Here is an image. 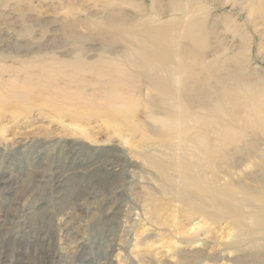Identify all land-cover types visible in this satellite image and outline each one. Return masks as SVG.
I'll return each mask as SVG.
<instances>
[{
    "label": "rangeland",
    "instance_id": "1",
    "mask_svg": "<svg viewBox=\"0 0 264 264\" xmlns=\"http://www.w3.org/2000/svg\"><path fill=\"white\" fill-rule=\"evenodd\" d=\"M149 1L136 0L143 3V16H150ZM161 1H165L161 15L157 18L151 15L155 20L183 18L186 16L184 8L196 4V0ZM125 4V0H0V264H149L147 259H152L155 264L164 261L173 264L176 255L172 250L163 249L161 253L153 251L147 255L141 253L142 247H132L134 235L157 241V235L170 238L188 233L208 238L213 235L226 242L238 232L232 219L248 217L254 212L264 214V197L260 204L251 198V193L259 194L264 189V128L261 125L264 123V100L263 110L257 117L259 121L253 120L251 127L243 114L238 115L239 121L230 116L225 118V115L212 114L215 112L213 105L222 92H218L219 85L215 82H207L205 72H198L206 68V71H212V75L214 72L230 74L243 81H251L255 79L252 74L256 69L264 76V0L203 1L206 8L201 11L204 20L201 39L197 37L190 42L178 35L174 46L180 56L194 59L195 72L200 75L192 89L195 92L190 90L189 95L188 90L183 92L172 86L165 68L156 67L154 70L157 71H154L152 67V73L149 72L138 56L140 53H136L135 48L136 52L132 50L136 46L134 41L130 42L119 31L116 33L113 26L102 28L96 25L95 21L102 19L113 25L125 19L127 22L135 12ZM233 20L237 21L236 27L229 24ZM124 46L127 54H123L126 52ZM239 48H244L243 55H246L243 56V70L236 68L232 60ZM102 51L112 53L115 58L123 54L121 62L127 64L115 62L106 67L102 62H106L108 55L101 56ZM126 55L129 59H125ZM85 60L91 63L93 72L76 69ZM129 63L131 71L124 67ZM68 70L73 71L74 83L64 75ZM147 76L166 88L155 89L145 81ZM38 77H42L41 86L34 84ZM67 79L71 82V91L60 92L58 89ZM118 89L123 92H114ZM111 92L127 96L124 98L139 104L125 116L113 117L105 103L106 95L114 94ZM193 96L194 101H191ZM55 99L60 101L54 103ZM220 105L218 108L224 109V105ZM77 106L87 109L80 110L82 116L75 115L73 110ZM177 107L189 113L194 111L209 125L228 126L232 136H226V139L212 135L210 129L191 120L185 128L161 129L157 122L148 118L150 112L157 110L174 115L179 110ZM89 108H101L104 114L100 119L96 115V119ZM130 115L134 118H128ZM125 120L131 123L125 124ZM254 128L260 132H253ZM180 132L184 135H181L183 140L195 139L197 143L178 144L174 135ZM240 135L244 138H239ZM251 162H255L258 168H254ZM196 180L201 185L207 184L226 192L222 194L224 197L219 196L220 200L214 202L209 196L199 195L190 185ZM236 186L242 190L243 197ZM231 191L237 193L233 195ZM184 194L196 195L198 201H191ZM201 197L206 198L203 200L208 206ZM220 202L227 207H221ZM210 213L214 216L210 217ZM262 236L264 234L251 239ZM186 249L193 250L195 246ZM208 250L209 253L223 255L208 264H231L232 258L239 257L244 258L243 264H264V251L255 254L256 261H249L246 258L252 256L251 251L243 255L226 250L220 252L215 245Z\"/></svg>",
    "mask_w": 264,
    "mask_h": 264
},
{
    "label": "bare ground",
    "instance_id": "2",
    "mask_svg": "<svg viewBox=\"0 0 264 264\" xmlns=\"http://www.w3.org/2000/svg\"><path fill=\"white\" fill-rule=\"evenodd\" d=\"M119 0H117V2H118ZM122 1V0H121ZM169 1V0H168ZM203 1L204 0H196V4H195V6L193 7H185L184 8V10H185V12H186V16L185 17H179V19H175V18H168L167 20H161V19H159V20H155V19H153V17H151V15L152 16H154V17H156L157 18V16H159V15H161V9L165 6V1H161V0H150L149 1V4H147V5H149L148 7V11L150 10V16H143L142 14V12L144 11L143 9V3H139V2H136V0H125V2H126V6L128 7V6H130L131 7V9L133 10V12H135L134 13V16H132V17H129V19L127 20V22H124V21H119V23L117 24L116 22V25L114 24H109L108 23V21L105 23V21L102 19V21L100 20V22L99 21H95V23H96V25L97 26H99V27H114L117 31H116V33L119 31L120 33V35H122L123 37H125V38H128V40H130V42H131V40H132V42L134 41L135 43L134 44H136V46L135 47H133V49L132 50H134V48H135V50L137 51H135L134 50V52H136V53H140L138 56H140L142 59H143V61L145 62V64H146V66H147V68H148V70H149V72H151L152 70H151V68L153 67V70H154V68H158V67H163V69L164 70H166V72L163 70V69H161V71L162 72H165V74L167 73V76L169 77V79H170V81H171V84H172V86H174V87H179V89L178 90H183V92H185V90H188V91H186L187 92V94H188V92H190V90H192L193 88H195L196 86V82L198 81V76H200V75H198V72H205L206 73V75H207V82H215V84H217V85H219L218 86V92H222L221 93V95L220 96H218V98L216 99V101H215V104L213 103L214 101H211L214 105H213V110L215 111V112H213L212 114H215V115H223V117H224V115H225V118H227V116H230L231 118H234V120H236L237 119V117H238V115H241V114H243L244 116H246L247 117V119H248V123H249V126L250 125H253L254 123H253V120H255V119H257V117H259V115L261 114V112H262V101L264 100V76H262L261 75V73L260 72H258L256 69H255V71L253 72V77L255 78V79H252L251 81H243V80H241L240 79V77L238 78L237 76H229V75H222L221 73H213V75H212V71H210V72H208L209 70H207L206 71V68H201L202 69V71H198L197 72V74H196V72H195V66H196V62L194 61V59L191 57V58H189L188 56H184V55H182V56H180V52L178 51H175V49H174V46L176 45V42H177V36L178 35H181V36H183L184 38H185V40L187 39V40H189L190 42H193V40H195L197 37V39L199 40V39H201V31H202V28H203V22H204V20H203V18H201V11L204 9V4H203ZM170 2V1H169ZM112 3H114V2H112ZM167 3V2H166ZM168 4V3H167ZM174 4V3H173ZM119 5V4H118ZM146 5V6H147ZM168 6H170V4L168 5ZM167 6V7H168ZM173 6V5H172ZM120 8L122 7V6H119ZM129 7V8H130ZM115 8H116V6H115ZM117 8H118V6H117ZM119 8V9H120ZM123 8H125V6H123ZM171 8V7H170ZM206 8V7H205ZM207 8H209V7H207ZM125 9H128V8H125ZM130 9V10H131ZM171 9H173V8H171ZM166 10V9H165ZM167 10H169V8L167 9ZM183 10V11H184ZM188 10H190V13H189V11ZM206 10V9H205ZM120 11H121V9H120ZM119 11V12H120ZM123 11V10H122ZM147 11V12H148ZM172 11V10H171ZM177 10L175 9V12H176ZM179 11V10H178ZM169 12V11H168ZM175 12H173V13H175ZM181 12V11H180ZM185 12H183V13H185ZM113 13H115V12H113ZM132 13V12H131ZM182 13V14H183ZM206 13H207V10H206ZM118 14V13H117ZM124 14V13H123ZM176 14V13H175ZM115 15H116V13H115ZM127 15V14H126ZM126 15H125V17H126ZM207 15V14H206ZM123 16V15H122ZM180 16H182V15H180ZM113 17H114V15H113ZM115 17H117V16H115ZM119 17V16H118ZM207 17V16H206ZM205 16H204V18H206ZM165 18V17H164ZM117 19V18H116ZM115 19V20H116ZM119 19H121V18H119ZM108 20H109V18H108ZM111 20V19H110ZM109 20V21H110ZM122 20V19H121ZM111 21H113V20H111ZM110 21V22H111ZM117 21H118V19H117ZM229 22V21H228ZM237 21H235V20H233V21H230V25L232 26V27H236L237 26V23H236ZM94 25V24H93ZM239 25V24H238ZM92 26V25H91ZM244 27V26H243ZM94 29H96V28H94ZM98 30V29H97ZM99 30H101V29H99ZM104 29H102V31H103ZM105 31V30H104ZM100 32V31H99ZM108 32V31H107ZM206 32V31H205ZM242 32V31H241ZM115 33V32H114ZM113 34V33H112ZM202 34H204V33H202ZM242 34V33H241ZM183 37H181L182 38V40H183ZM119 38V37H118ZM121 38V37H120ZM119 38V39H120ZM242 38V37H241ZM245 38V37H244ZM197 40V41H198ZM249 40V39H248ZM120 41H122L123 43L125 42V41H123V40H120ZM119 41V42H120ZM246 42V41H245ZM194 43H196V42H194ZM179 44V43H178ZM126 45V44H125ZM193 45H196V44H193ZM201 45H203L202 43H201ZM247 45H249V44H247ZM251 45V44H250ZM184 46H186V45H184ZM192 46V45H191ZM178 47V46H177ZM181 47V46H180ZM250 47V46H249ZM132 48V47H131ZM186 48V47H185ZM193 48V47H192ZM194 48H196V47H194ZM102 49V48H101ZM100 49V50H101ZM198 49V48H197ZM242 49H244V48H242ZM242 49L241 48H239L238 50H237V52L234 54V56H233V59L232 60H234V63L236 64V68H238L239 70H243V61H244V57L243 56H246V55H243V51H242ZM105 50V49H104ZM108 50V49H107ZM124 50L126 51V48H125V46H124ZM194 50V49H193ZM201 50V49H200ZM200 50H199V53H201L200 52ZM249 50V49H248ZM100 52V51H99ZM127 52L128 51H126L125 53H123V54H127ZM190 52V51H189ZM203 52V51H202ZM114 53V52H113ZM135 53V54H136ZM191 53V52H190ZM245 53V52H244ZM250 53V52H249ZM102 54H107L108 56L106 57L107 58V60H106V62L104 63V62H102L103 63V65L105 64L106 65V67H109V66H112V65H114L115 64V62H121V60L124 58L123 56V54H121L120 56H118L117 58H115V56L112 54V53H110V52H108V51H102V53L100 54L101 56H104V55H102ZM130 54V53H129ZM182 54V53H181ZM96 56V55H95ZM111 56H114V57H111ZM127 56V55H126ZM129 56V55H128ZM128 56L125 58V59H129L128 58ZM130 56H132L131 54H130ZM250 56V55H249ZM249 56L247 57V59L249 58ZM98 57V56H97ZM133 57V56H132ZM185 57H187V58H185ZM88 59H90V58H88ZM132 59V58H131ZM196 59H197V57H196ZM195 59V60H196ZM201 59L203 60V57H201ZM91 60V59H90ZM202 60H200L201 62H202ZM245 60H246V57H245ZM92 61V60H91ZM248 61V60H247ZM246 61V63H248ZM101 62V61H100ZM124 61H122L121 63H123ZM198 62V61H197ZM203 62H205V61H203ZM264 62V61H263ZM96 64L98 63V61L97 62H95ZM125 63V62H124ZM227 63V62H226ZM229 63V62H228ZM232 63V62H231ZM127 63H125V65H126ZM198 64V63H197ZM202 64V63H201ZM224 64H225V62H224ZM230 64V63H229ZM251 64V63H250ZM91 63L90 62H87L86 60L85 61H82V64L81 65H79V67L78 68H76L78 71H84V72H87V71H89V70H91L92 72H93V70L91 69ZM138 65V64H137ZM203 65V64H202ZM249 65V64H248ZM99 66V65H98ZM121 66H123V65H121ZM131 65H130V63H129V66H124V67H130ZM227 66V65H226ZM230 66V65H229ZM250 66V65H249ZM137 67H139V69L141 68L139 65L137 66ZM136 67V68H137ZM203 67H204V65H203ZM221 67V66H220ZM224 67V66H223ZM248 67V66H247ZM113 68V67H112ZM131 68V67H130ZM130 68L128 69V70H130ZM198 68H199V66H198ZM228 68H230V67H227V69ZM245 68V67H244ZM115 69V68H114ZM122 69V68H121ZM142 69H143V65H142ZM159 69V68H158ZM204 69V70H203ZM223 69V68H222ZM224 69H225V67H224ZM223 69V70H224ZM226 69V70H227ZM250 69V68H249ZM261 69V68H260ZM74 70V69H73ZM86 70V71H85ZM144 70V69H143ZM69 71V70H68ZM99 71H101V70H99ZM120 71V70H119ZM119 71H118V73H119ZM131 71V70H130ZM154 71H157V70H154ZM154 71H153V73H154ZM221 71V70H220ZM253 71V70H252ZM229 72V71H228ZM235 72V71H234ZM88 73V72H87ZM102 73V72H101ZM115 73V72H114ZM113 73V74H114ZM117 73V72H116ZM152 73V72H151ZM82 74V73H81ZM137 74V73H136ZM150 74V73H149ZM203 74V73H202ZM234 74V73H233ZM64 75H66V77H67V75H68V77L71 79V82L72 83H74V81H72V80H74V78H73V71L71 70V71H69V72H65V74ZM129 75V74H128ZM151 75V74H150ZM154 75V74H153ZM205 75V74H204ZM125 76V75H124ZM123 77V76H122ZM122 77L120 78V79H122ZM82 78V77H81ZM80 78V79H81ZM79 79V78H78ZM124 79H126V78H124ZM169 79H168V84L170 83L169 82ZM205 79H206V77H205ZM33 81V80H32ZM77 81V80H76ZM78 81H80V80H78ZM86 81H88V80H86ZM137 81V80H136ZM135 81V82H136ZM145 81L148 83V84H150L151 86H153L155 89H157V90H160V89H162V88H166V87H164L163 86V84H159L157 81H155V79L154 78H151V76H147L146 77V79H145ZM163 81V80H162ZM161 81V82H162ZM34 82V81H33ZM43 80H42V77H38V79H37V81L36 82H34V84L35 85H37V86H41V85H43ZM71 82H68V79H67V82H65V84L63 83V87H60L58 90L60 91V92H67V91H71V89H69V85H70V83ZM121 82V81H120ZM165 83V82H164ZM199 83V82H198ZM117 84V83H116ZM121 84V86L122 85H125V83H120ZM128 84V83H127ZM167 84V83H166ZM34 85V86H35ZM45 85V84H44ZM170 85V84H169ZM168 85V86H169ZM58 86V85H57ZM83 86V85H82ZM120 86V85H119ZM130 86V85H129ZM81 87V86H80ZM42 88H44V87H42ZM75 88V87H74ZM72 89V90H74V92H72V93H74V95H75V89ZM148 88V87H147ZM170 88V87H169ZM168 88V89H169ZM181 88H183V89H181ZM150 89V88H149ZM167 89V90H168ZM207 89V88H206ZM39 90V89H38ZM126 90V89H125ZM194 90V89H193ZM192 90V92H195V91H193ZM39 91H41V92H44V91H42V90H39ZM77 91V90H76ZM92 91V90H91ZM128 91V90H127ZM155 91V90H154ZM165 91H166V89H165ZM198 91V90H197ZM114 92H123L121 89H118V90H114ZM114 92H111V95L114 93ZM214 92V91H213ZM35 93V92H34ZM70 93V92H69ZM109 93V92H108ZM127 93V92H126ZM126 93H124V94H126ZM131 93H133V92H131ZM36 94V93H35ZM38 94V93H37ZM40 94V93H39ZM57 94H59V93H57ZM91 94V93H90ZM89 94V95H90ZM122 94V93H121ZM127 94H130V92H128ZM159 94V93H158ZM160 94H162V93H160ZM186 94V95H187ZM192 94V93H191ZM44 95V94H43ZM72 95V94H71ZM77 95V94H76ZM82 95V94H81ZM81 95H80V97H81ZM107 95H110V94H107ZM106 95V97H105V103L109 106V109H110V111L112 112V116L114 115V116H116V118H118V116H125V114L126 113H130L131 112V110H132V108L134 109V107H137V105L139 104H137L136 102H132V101H129V100H127L126 98H124V97H127V96H124V97H122V95H120V93L119 94H116V93H114L112 96H107ZM132 96L134 95V94H131ZM164 95H165V93H164ZM189 95V94H188ZM188 95H187V97H188ZM82 96H84V95H82ZM162 96V95H161ZM169 96V95H168ZM178 96H180V95H178ZM183 96V95H182ZM191 96V95H190ZM52 97H54V95H52ZM94 97H95V95H94ZM98 97V96H97ZM134 97V96H133ZM41 98V97H40ZM50 98V97H49ZM55 98V97H54ZM83 98V97H82ZM159 98V97H158ZM193 98H194V96L193 97H191V101L193 100ZM43 99V98H42ZM76 99V98H75ZM84 100L85 99H88V97L87 98H83ZM90 99V98H89ZM94 99H96V97L94 98ZM99 99V98H98ZM180 99H182V98H180ZM188 99V98H187ZM56 100V99H55ZM80 100V99H79ZM157 100V99H156ZM189 100H190V98H189ZM32 101V100H31ZM35 101H37V100H35ZM35 101H34V103H35ZM59 102L60 100H56L54 103H56V102ZM81 101V100H80ZM83 101V100H82ZM96 101V100H95ZM136 101V100H135ZM182 101V100H181ZM184 101H185V96H184ZM190 101V102H191ZM194 101V100H193ZM43 102V101H42ZM42 102H40L42 105L44 104V103H42ZM65 102H67V101H65ZM86 102V101H85ZM97 102V101H96ZM31 103H33V102H31ZM81 103H84V102H81ZM89 103V102H88ZM98 103V102H97ZM96 103V104H97ZM147 103L149 104L150 103V100L149 99H147ZM188 104H189V102H187ZM194 103V102H193ZM36 104V103H35ZM41 104L39 105V103H38V105L39 106H41ZM45 104H46V102H45ZM59 104V103H58ZM68 104V103H67ZM106 104L104 105V106H106ZM191 105H192V102L190 103ZM223 106L224 105V109H222V107H221V105ZM91 105H93L92 103H91ZM194 105L195 104H193V107H194ZM219 105H220V107L221 108H218L219 107ZM44 106H46V105H44ZM49 106V105H48ZM99 106V105H98ZM107 106V107H108ZM158 106V105H157ZM209 106H211V104H209ZM229 107L228 109L226 108V107ZM42 107V106H41ZM71 107V106H70ZM99 107H101V105L99 106ZM193 107H191V108H193ZM197 107V106H196ZM202 107V106H201ZM207 107V106H206ZM205 107V108H206ZM64 108V107H63ZM146 108H148V107H146ZM149 108H151V107H149ZM178 108V107H177ZM195 108V107H194ZM204 108V107H203ZM60 109V108H59ZM92 109V108H91ZM141 109V108H140ZM179 110H178V112H176V114H174V115H168L166 112H163V111H159V110H157V111H152V112H150L149 113V116H148V118L149 119H151V120H153V121H155V122H157L158 123V125H159V127L162 129H168V130H173V129H175V128H185L187 125H188V123H189V120H191L193 123L195 122V123H197L198 125H202V126H205V127H207L208 129H210L211 130V134L213 135H215V136H220V137H225L226 139H227V137L229 138V135L231 134L230 132H231V129L228 127V126H212V125H209V124H207V122H205V120L203 119V118H200V117H198L196 114H194L193 112L192 113H189L188 111H183L181 108H178ZM196 109H198V108H196ZM70 110V109H69ZM80 110H82V109H80V107L79 106H77V107H75L74 108V113H75V115L76 114H80L81 112H80ZM83 110H85V109H83ZM82 110V111H83ZM87 110V109H86ZM85 110V111H86ZM89 110H90V108H89ZM88 110V111H89ZM144 110V109H143ZM206 111L207 110H209V108L208 109H205ZM212 110V109H211ZM90 111H93L94 113H92V114H95V117H96V115H97V117H98V115L100 116L99 117V119L101 118V114L103 113L102 111H101V108L99 109H97V108H94V109H92V110H90ZM204 111V110H203ZM264 111V110H263ZM59 112H61V111H58V113ZM133 112V111H132ZM196 112V111H195ZM198 112H200V111H198ZM47 113V112H46ZM46 113H45V115H46ZM65 113V112H64ZM63 113V114H64ZM202 113V112H201ZM211 113V112H210ZM209 113V114H210ZM48 114V113H47ZM51 114V113H50ZM49 114V115H50ZM60 114V113H59ZM62 114V113H61ZM86 114V113H85ZM84 114V115H85ZM89 114V112L87 113V115ZM104 114V113H103ZM137 114V113H136ZM206 114V113H205ZM263 114V113H262ZM67 115V114H66ZM65 115V116H66ZM70 115V114H69ZM81 116L83 115V114H80ZM134 115H135V113H134ZM199 115V114H198ZM264 115V114H263ZM52 116V115H51ZM54 116H59V115H54ZM93 116V115H92ZM107 116V115H106ZM109 116V115H108ZM113 116V117H114ZM144 116V115H143ZM206 116H209L208 114L206 115ZM49 117V116H48ZM83 117H85V116H83ZM97 117H96V119H97ZM130 117H132L131 115L128 117V118H130ZM210 117V116H209ZM212 117V116H211ZM214 117V116H213ZM216 117V116H215ZM245 117V118H246ZM51 118V117H50ZM55 118V117H54ZM59 118V117H58ZM67 118H68V116H67ZM70 118H71V116H70ZM76 118H77V116H76ZM75 118V119H76ZM79 118V117H78ZM78 118L76 119L77 121H78ZM87 118V117H86ZM106 118H109V117H106ZM105 118V119H106ZM125 118H127V117H125ZM132 118H134V116L132 117ZM131 118V119H132ZM144 118H145V116H144ZM261 118V117H260ZM264 118V117H263ZM56 119V118H55ZM63 119H66V117H64ZM80 119H82V118H80ZM92 119H93V117H92ZM91 119V120H92ZM95 119V118H94ZM98 119V120H99ZM102 119H104V118H102ZM110 119V118H109ZM121 119V118H120ZM146 119V118H145ZM144 119V120H145ZM206 119H208V118H206ZM211 120H212V118H210ZM59 120V119H58ZM60 120H61V118H60ZM72 119H70V121H71ZM121 120H124L123 118L121 119ZM215 120V119H214ZM221 120V119H220ZM229 120V119H228ZM262 120V119H261ZM264 120V119H263ZM66 121V120H65ZM73 121V120H72ZM76 121V122H77ZM102 121V120H101ZM104 121V120H103ZM106 121V120H105ZM134 121H136V120H134ZM150 121V120H149ZM222 121V120H221ZM230 121H232V120H230ZM236 121H239L238 119L236 120ZM257 121H259V119H257ZM68 122V121H67ZM75 122V121H74ZM75 122V123H76ZM97 122V121H96ZM128 122H130V121H128ZM128 122H126V120H125V124L126 123H128ZM144 122H147V121H144ZM216 122V121H215ZM242 122H244V120L242 121ZM256 122V121H255ZM61 123H63V122H61ZM66 123V122H65ZM71 123V122H70ZM73 123V122H72ZM78 123V122H77ZM81 123V122H80ZM123 123V122H122ZM131 123V122H130ZM209 123H210V121H209ZM225 123H227L228 124V122H225ZM240 123V122H239ZM238 123V124H239ZM246 123H247V121H246ZM259 123H261V122H259ZM133 124V123H132ZM140 124V123H139ZM227 124H225V125H227ZM256 124H258V123H255V125ZM72 125V124H71ZM73 125H75V124H73ZM80 125V124H79ZM78 125V126H79ZM261 125H263L262 127L264 128V123L263 124H261ZM108 126V125H107ZM111 126V125H110ZM127 126V125H126ZM134 126V125H133ZM248 126V125H247ZM127 127H130V126H127ZM149 127V126H148ZM204 127V128H205ZM251 127V126H250ZM255 127H257V126H255ZM261 127V126H260ZM112 128H114V127H112ZM203 128V129H204ZM258 128V127H257ZM132 129H133V127H132ZM131 129V130H132ZM247 129V128H246ZM245 129V130H246ZM252 129V128H251ZM260 129V128H259ZM127 130H128V128H127ZM206 130V129H205ZM243 130V129H242ZM244 130V131H245ZM126 131V130H125ZM198 131V130H197ZM196 131V132H197ZM234 131V130H233ZM257 131H259L258 129H257ZM256 131V129L254 128V131L253 132H257ZM262 131V130H261ZM140 132V131H139ZM246 132V131H245ZM245 132H243V133H245ZM251 132V131H250ZM260 132V131H259ZM258 132V133H259ZM262 132H264V131H262ZM261 132V134H262V136H263V133ZM142 133V132H141ZM154 133V132H153ZM152 133V134H153ZM210 133V132H209ZM236 134L237 133H239V132H235ZM234 133V134H235ZM257 133V134H258ZM110 134H112V133H110ZM151 134V135H152ZM233 134V135H234ZM235 134V135H236ZM260 134V133H259ZM258 134V135H259ZM260 134V135H261ZM142 135V134H141ZM181 135L182 136H184L181 132L180 133H178V134H176V135H174V136H177V143L179 144H181V143H183V144H187V143H189V144H194L195 145V143H197L196 142V140L195 139H191L190 141H185V140H183L182 138H181ZM198 135V134H197ZM206 135V134H205ZM208 135V134H207ZM237 135H239V134H237ZM254 135V134H253ZM156 136H158V135H156ZM192 136V135H191ZM190 136V137H191ZM227 136V137H226ZM230 136H232V135H230ZM242 135H240V137L239 138H244V137H241ZM254 136H256V135H254ZM253 136V137H254ZM140 136H138V138H139ZM264 137V136H263ZM149 138V137H148ZM189 138V137H188ZM234 138V137H233ZM238 138V137H237ZM132 139V138H131ZM134 139V138H133ZM197 139V138H196ZM199 139V138H198ZM197 139V140H198ZM219 139V138H218ZM225 139V141H227ZM234 139H236V137L234 138ZM140 140V139H139ZM138 140V141H139ZM230 140V139H229ZM144 141V140H143ZM209 141V140H208ZM120 142V141H119ZM230 142V141H229ZM234 142V141H233ZM130 143V142H129ZM146 143H148L147 141H146ZM144 144V143H143ZM149 144V143H148ZM148 144H145V145H148ZM215 145V144H214ZM217 146V145H216ZM220 146V145H219ZM139 147V146H138ZM153 147V146H152ZM198 147H199V145H198ZM201 148V147H200ZM129 149V148H128ZM128 149H127V151H128ZM148 149V148H147ZM130 150H132V149H130ZM203 150V149H202ZM134 151V150H133ZM154 151H156V150H154ZM132 151H130V153H131ZM175 153H177L176 151H175ZM182 153V152H181ZM180 153V154H181ZM204 153V152H203ZM127 154V153H126ZM134 155V154H133ZM137 155V154H136ZM145 155H146V151H145ZM177 155V154H176ZM202 155V154H201ZM139 156V155H138ZM180 157V156H179ZM179 157H176V158H179ZM195 157V156H194ZM251 157V156H250ZM144 158V157H143ZM146 158V157H145ZM144 158V159H145ZM205 158V157H204ZM254 158V157H253ZM193 159V158H192ZM197 159V158H196ZM201 160V159H200ZM206 160V159H205ZM253 160V159H252ZM197 161H199V160H197ZM255 161V160H254ZM257 161V160H256ZM255 161V162H256ZM247 162H248V160H247ZM255 162H251V165L254 167V168H258V167H255ZM113 164V163H112ZM172 164V163H171ZM173 164H177V163H173ZM196 164V163H195ZM256 164H258V163H256ZM182 166L184 165V164H181ZM192 165H194V164H192ZM260 166V165H259ZM150 168V167H149ZM251 168V167H250ZM173 169H174V167H173ZM202 171V170H201ZM243 171H244V169H243ZM242 171V172H243ZM249 171V170H248ZM245 172V171H244ZM243 172V173H244ZM200 173H202V172H200ZM199 174V173H198ZM261 174V173H260ZM264 175V174H263ZM262 175V176H263ZM155 176H157L156 174H155ZM160 176H162V175H160ZM159 176V177H160ZM182 176H184V175H182ZM230 177H231V174L229 175ZM243 176L244 175H242V178H243ZM188 177V176H187ZM206 177V176H205ZM220 177V176H219ZM227 178H228V176H226ZM162 178V177H161ZM185 178H186V176H185ZM203 178V177H202ZM245 179H247L246 177H244ZM243 178V179H244ZM183 179H184V177H183ZM221 179V178H220ZM229 179V178H228ZM214 180V179H213ZM234 180V179H233ZM233 180H231V181H233ZM158 181V180H157ZM180 181V180H179ZM178 181V182H179ZM215 181V180H214ZM226 181V180H225ZM230 181V180H229ZM228 181V182H229ZM159 182H161V181H159ZM181 182V181H180ZM179 182V183H180ZM216 182V181H215ZM224 182V181H223ZM166 183L168 184V182L166 181ZM213 183V182H212ZM236 183V182H235ZM239 183V182H238ZM218 184V183H217ZM223 184V183H222ZM241 184V183H240ZM252 184H253V182H252ZM190 185H192L195 189L194 190H196V193H198L199 195L201 194V195H203V196H205V197H208L211 201H214V202H218L219 200H220V198H222L221 196H223L222 194H225L224 193V191H222L221 192V190L220 189H217L216 187L214 188V187H210V186H207V184L205 185V184H203V185H201V183H200V181H198V180H196V181H194V182H192ZM232 185L233 184H231V186L230 187H232ZM235 186V185H234ZM237 186H239V185H237ZM237 186H236V190H240V189H238L237 188ZM243 186H245V184L243 185ZM242 186V187H243ZM248 186V185H247ZM246 186V187H247ZM256 186V185H255ZM255 186H253V187H255ZM181 189H182V187H180ZM233 188V187H232ZM184 189H186L185 187H184ZM235 189V188H234ZM242 189V188H241ZM176 190H177V188H176ZM175 190V191H176ZM194 190H193V193H194ZM223 190V189H222ZM224 190H225V188H224ZM243 190H244V187H243ZM254 190V189H253ZM255 190H256V187H255ZM241 191V193H242V190H240ZM245 191H246V189H245ZM257 191V190H256ZM259 191V190H258ZM188 192V191H187ZM189 192H191V191H189ZM229 192V191H228ZM232 192V194L234 195V192H236V191H231ZM230 192V193H231ZM247 192V191H246ZM259 192H261V191H259ZM195 193V194H196ZM237 193V192H236ZM240 193V194H241ZM255 193H257V192H255ZM239 194V193H238ZM248 194H249V192H248ZM264 195V189H263V191L261 192V193H259V194H252L251 193V198H255V200H256V202H258L259 204L261 203L260 201H263V197L264 196H262V195ZM185 195V197H188L191 201H195V200H197L198 201V196L199 195H197V197H196V195H187V194H184ZM253 195H255L254 197H253ZM219 196H220V198H219ZM244 196H246L245 194H244ZM200 197V196H199ZM205 197H203V199L205 198ZM224 197V196H223ZM228 197H234V196H228ZM228 197H227V199H228ZM242 197H243V193H242ZM235 199H236V197H234ZM241 198V197H240ZM200 199H202V197L200 198ZM199 199V200H200ZM202 199V200H203ZM237 199H239V198H237ZM247 199H249V198H246V200ZM201 200V201H202ZM204 200H206V198L204 199ZM203 200V201H204ZM222 200V199H221ZM225 200V199H224ZM241 200V199H240ZM243 200V202L245 203V201H244V199H242ZM251 200V199H250ZM188 201V200H187ZM196 201V202H197ZM232 201V200H231ZM223 202V201H222ZM251 202V201H250ZM253 202V201H252ZM251 202V203H252ZM255 202V201H254ZM195 203V202H194ZM204 203H206L205 201H204ZM210 203V202H209ZM224 203V202H223ZM226 203V202H225ZM243 203V204H244ZM264 203V202H263ZM208 203H206L205 205L206 206H208L207 205ZM212 204H214V203H212ZM238 204V203H237ZM247 204V203H246ZM204 205V206H205ZM218 205V204H217ZM220 205H222L221 207H224V208H226L227 206L225 205V204H222L221 202H220ZM228 205V204H227ZM247 205H249V203L247 204ZM247 205H244L245 207H247ZM219 206V205H218ZM241 206V205H240ZM255 206V205H254ZM262 206V205H261ZM211 207H212V205H211ZM211 207H209V208H211ZM214 207V206H213ZM233 207V206H232ZM249 207V206H248ZM206 208H208V207H206ZM215 208H217V207H215ZM218 208H220V207H218ZM223 208V210H225ZM235 208H238V207H235ZM221 209V208H220ZM228 209H231L229 206H228ZM239 209H241V208H239ZM243 209V208H242ZM241 209V210H242ZM261 209V208H260ZM263 209L264 208H262V211H263ZM141 210V209H140ZM235 210V209H234ZM255 210V209H254ZM257 210H259V209H257ZM253 211V210H252ZM203 212V214H204V211H202ZM229 212V211H228ZM241 212V211H240ZM196 213V212H195ZM206 213V212H205ZM208 213V212H207ZM233 213V212H232ZM157 214V213H156ZM194 213H192V215H193ZM199 214V213H198ZM202 214V215H203ZM211 214V216L210 217H212V216H214L212 213H210ZM248 214V213H247ZM192 215L190 216V217H192ZM205 215H207V214H205ZM216 215V214H215ZM218 215V214H217ZM233 215V214H232ZM194 216V215H193ZM204 216V215H203ZM208 216V215H207ZM220 216V215H219ZM223 216V215H222ZM189 217V216H188ZM209 217V216H208ZM209 217V218H210ZM240 217V216H239ZM218 218H220V219H222V217H218ZM225 218V217H224ZM227 218H229V217H227ZM208 219V218H207ZM226 219V218H225ZM233 220V227L234 228H236L237 230H238V232L234 235V236H232L231 238H228V241H226V242H223V240H221L220 238H216L215 236H213V235H211L209 238L208 237H206V235H203V236H199L198 234H188V233H184V234H181V235H179V236H177V237H170V238H163V236H161V235H157V237L159 238L157 241H150V239H148V238H146V237H143L142 238V236L140 235H134V237H133V239L131 240V242H132V247H134V248H136V247H142L143 249H142V252L141 253H144V254H147V253H152L153 251H159L160 253L162 252V250L164 249H168V250H172L174 253H175V255H176V260H175V262L173 263V264H208V263H210V262H213V261H217V260H219L218 258H221V257H223V255H218L217 253L216 254H214V253H209L208 251V249L209 248H211L212 246H216L217 247V249H220L221 251L220 252H224L225 250L226 251H230V252H232V253H236V254H240V255H243L244 254V252H246V251H251L252 253V256H249V257H247L246 259H248L249 261L250 260H255L256 261V256H255V254L257 253V252H262V251H264V236H262V237H260V238H257V239H254V240H252L251 238H253V237H256V236H259L260 234H264V214L262 213V212H254V214H249V216L248 217H246V216H241L240 218H237L236 220H234V219H232ZM216 221H218V220H216ZM224 221V220H223ZM230 222V221H229ZM219 223V222H218ZM208 224V223H207ZM229 224H231V223H229ZM220 225V224H219ZM232 225V224H231ZM225 229H227V228H225ZM204 233H206V232H204ZM212 233V232H211ZM154 236V235H153ZM130 238V237H129ZM210 243H213V245L211 246V245H209ZM128 244V243H127ZM195 246V249H193V250H187L186 248H188V247H190V246ZM127 246V245H126ZM180 246H182V248H180ZM119 247V246H118ZM130 249V248H129ZM127 250V249H126ZM123 251V250H122ZM128 251V250H127ZM125 252V251H124ZM248 252H246V254H247ZM254 253V254H253ZM147 255H149V254H147ZM138 256V255H137ZM129 257V256H128ZM140 256H138V258H139ZM263 257H264V255H263ZM143 258V257H142ZM261 258H262V255H261ZM131 259V258H130ZM143 260V259H142ZM168 260H170V259H168ZM248 260H246V261H248ZM139 261H140V259H139ZM134 262V261H133ZM147 262L149 263V264H152L153 262H152V259H147ZM245 262V260H244V258H241V257H239V258H232L231 259V264H243ZM170 263H172V262H170ZM169 262H166V261H164V262H160V264H170ZM131 264H132V262H131ZM153 264H155V263H153Z\"/></svg>",
    "mask_w": 264,
    "mask_h": 264
}]
</instances>
